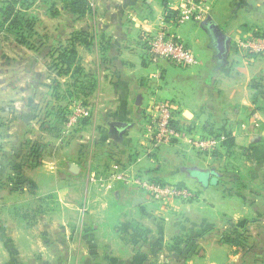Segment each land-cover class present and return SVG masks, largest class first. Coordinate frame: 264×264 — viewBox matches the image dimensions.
Returning <instances> with one entry per match:
<instances>
[{
    "label": "crops",
    "instance_id": "0c3cea01",
    "mask_svg": "<svg viewBox=\"0 0 264 264\" xmlns=\"http://www.w3.org/2000/svg\"><path fill=\"white\" fill-rule=\"evenodd\" d=\"M85 1L90 11L74 14V82L87 87L74 101L85 102L91 114L74 131V157L63 152V135L52 134L43 125L48 120L54 125L55 120L45 119L35 108L34 95L22 107L16 100L6 108L9 117L0 116V264H232L220 242L207 247L204 242L210 241L202 239L201 251L160 254L172 238L113 234L122 216L155 205L135 180L157 179L148 167L161 163L164 150L180 151L174 148L177 141L153 152L148 149V122L162 100L175 104L178 125L194 136L207 138L204 135L222 128L231 131L229 151L217 149L236 162L231 193L220 181L204 185L197 178L199 171L215 178L216 171L188 168L189 174L202 186L195 192L197 198L214 197L220 212L245 219L253 231L248 254L260 260L264 256L258 246L260 239L264 242V108L254 102L255 90L248 87L250 71L243 77L239 96L232 70L245 66L254 72L261 57L238 41L258 39L264 24L255 21L252 11L237 12L240 2L214 0L208 18L226 35L221 55L219 40L204 22L187 21L171 28L165 6L175 11L173 0ZM163 23L197 55V65L150 58L142 35ZM11 45L16 52L19 46L25 48L17 41ZM117 122L125 126L119 129ZM34 141L40 152L32 164L29 148ZM199 152L201 162L211 151ZM72 163L78 165V172H71ZM214 164L220 169L221 163ZM241 167L246 168V177ZM64 174L74 179V201L64 200L72 191L63 187ZM136 198L142 203L134 205ZM227 198L234 205L224 207ZM118 206L121 218L106 221L103 214Z\"/></svg>",
    "mask_w": 264,
    "mask_h": 264
},
{
    "label": "rangeland",
    "instance_id": "374dc122",
    "mask_svg": "<svg viewBox=\"0 0 264 264\" xmlns=\"http://www.w3.org/2000/svg\"><path fill=\"white\" fill-rule=\"evenodd\" d=\"M225 1H231L233 5L236 2H240V9H237V12L242 15L246 11L249 14L252 11L255 21H261V24H264V0ZM3 2L5 0H0V7ZM27 3L29 4L28 7H22L26 18L28 17L31 21V25L28 27V30L31 31L30 36L26 37V40L29 39L30 45L34 48L30 49L25 44V48L19 46V50L16 52L11 45L14 41H17L14 34L6 30L7 26L0 27V110L3 109L2 112L0 111V116L4 119L5 117H9L10 113V110L5 111L6 108H12L16 100L21 101L19 102V106L22 107L26 99L33 95L36 100L34 106L36 109L42 111V115H44L50 106L59 105L67 107L69 105L72 108L71 111L74 108V69L70 70V73H66L61 72V64L56 66L60 62L59 56L63 49L72 48L73 44L69 41V38L70 34H74V26L77 25L74 24L77 23L74 22V14L68 11L66 2L63 0H28ZM178 25L182 24H177L176 26ZM176 26L171 24V28ZM39 46L40 50L36 49ZM257 56L261 58L257 59L254 72L245 66L232 70L234 78L238 81L239 96L240 89H242V81L246 78L248 70L251 76V79L248 81V87L256 85L257 81L260 80L261 85L258 88L257 94L258 92L260 93L257 96L264 97V54H256ZM182 73V71L178 73L180 82L183 77ZM1 79L4 81H1ZM29 79L31 82L33 81L30 85H28ZM187 81L189 80L187 79ZM70 92L73 93L72 97ZM252 96L254 97L255 95L252 93ZM261 102L264 105V101L261 100ZM66 125L67 122L63 126L61 144L63 152H68L66 156L70 158L71 156L74 157V126L68 130ZM188 134L193 136L190 132ZM50 138L48 136L49 141ZM175 143L176 146L174 148L180 151L176 152L170 148L167 151L164 150L161 163H154L148 167V171H155L150 173L151 176H156L157 179L164 183L177 185L196 192L197 188L199 189L202 186L197 179L189 174V169H208L218 173L215 178L218 177L217 181H220L219 184H222L227 193H231L230 187L232 186L231 183H233L231 178L233 176L234 163H236L233 162L231 155L224 154L225 156H222L207 152L205 155L206 159L198 162L197 158L200 159L199 154H201L199 150L189 146L187 141H177ZM183 145L188 148L190 147L191 150L186 152L183 150L185 149ZM49 152L51 151L49 150ZM147 153L150 154L148 150ZM215 162L216 164L221 163L219 164L220 169L213 166ZM154 168L155 170H153ZM143 169L145 171L147 167ZM240 169L241 174L245 176L247 173L246 168L241 167ZM65 171L66 168L63 169L64 173ZM64 175L66 176H64L62 182L63 187H68L72 190L71 193H68V196H64V200L74 201V179L67 174ZM243 182L245 184V181ZM209 184H212L211 179ZM227 199L229 201L223 204L224 207H230L231 204L234 205L233 201H230V198ZM214 200V197L211 196L199 199L195 193V197L188 201H150V204L155 203V205L150 206L146 212H131L127 216H122L123 214L120 213L119 206L117 209L113 207L110 212L103 214V217L106 221H112L114 218L119 216L121 218L122 216V219H120L121 223L130 220L138 221L143 228L149 231L147 237L164 239L166 237L174 238L180 236L184 240L190 239L188 245H182L177 249H172L173 243L170 242V244L159 249L158 252L160 254H187L192 249L193 252L201 251V244L199 242L202 243V239H207V241H210L204 242L207 247L212 243H222L228 250L227 258L232 264H264V256L260 260H253V256H249L248 254L253 246V241L250 239V233L253 231L248 226L246 229L243 228L242 225L245 219L220 212L215 206ZM232 223L238 225V232L242 233L244 238L246 235H249L247 242L243 240L245 241L243 243L244 246L240 245L237 247L223 242L222 238L233 230ZM112 231L115 236L124 235L120 229ZM259 231L262 232L263 230ZM258 246L260 248L259 253L263 255V239H260ZM229 255L232 257L229 258Z\"/></svg>",
    "mask_w": 264,
    "mask_h": 264
},
{
    "label": "built area",
    "instance_id": "2783aa9c",
    "mask_svg": "<svg viewBox=\"0 0 264 264\" xmlns=\"http://www.w3.org/2000/svg\"><path fill=\"white\" fill-rule=\"evenodd\" d=\"M212 0H173L171 8L177 11V24L187 21L204 22L211 13ZM142 40L150 58L157 62L168 60L173 63L194 66L199 63L197 55L184 42L171 33L165 23L154 32H146ZM239 45L247 51L264 54V40L248 38L238 41ZM90 108L83 103L74 101V108L68 116L66 128L69 130L89 117ZM176 120V106L169 100H162L155 106V113L151 115L147 126L146 137L149 151L171 144L174 141H187L189 146L199 151H212L220 146L224 137L201 138L191 136L184 130H178L173 121ZM120 179L124 178L119 176ZM95 181V177L93 179ZM138 188L150 197L151 201L181 200L188 201L195 197V192L173 184H160L151 180L136 179Z\"/></svg>",
    "mask_w": 264,
    "mask_h": 264
},
{
    "label": "trees",
    "instance_id": "16d2710c",
    "mask_svg": "<svg viewBox=\"0 0 264 264\" xmlns=\"http://www.w3.org/2000/svg\"><path fill=\"white\" fill-rule=\"evenodd\" d=\"M63 1L66 2V8L72 14L83 15L86 12L90 11V6L85 0H63ZM27 2L28 0L27 1L26 0H5V2H3L2 6L0 7V17H1L0 27L7 26L6 30L9 33L14 34V37L16 38L18 43L24 44V45L27 44L28 47L31 49L33 46L30 45V40L29 39L26 40V37L30 36L29 34L31 31L28 30V27H30L31 21L30 19H28V17L26 18V14L22 10V7H28L29 4ZM165 8H166L165 9L166 10L165 11L166 22L171 23L172 25L176 26L179 13L177 11L170 10L168 6H165ZM77 35H80V34L77 33ZM256 38L264 40V31H261L259 34H257ZM69 41H71V43L73 44L72 48H64L59 56L60 62L59 64H56V66L61 64V67H62L60 69L61 72H66V73H70V70L74 69V34H70ZM36 49L40 50V46L36 47ZM252 53L253 52H250V54ZM256 54L258 55V54H263V53H253L254 56H256ZM260 85H261L260 80L257 81L256 85H252V88L255 90L253 93L255 95L253 97V100L258 105V107L264 108V105L261 102V100L264 101V97H259L260 95L257 96L260 93L258 92L257 94V91ZM86 87H87L86 85L81 84L80 82L76 80L74 82V97L78 96V94L84 93L86 90ZM78 92H82V93H78ZM72 94L73 93L70 92L71 97H72ZM83 104L86 105L85 102H83ZM71 109L72 108H70L69 105L67 107L65 106L62 107L59 105L49 107V109L45 111L44 115L42 114L41 115L45 116V119L55 120V124L54 125L51 124V122L48 120V121H45L43 125L46 124L47 129L50 130L52 134H55L57 136L58 135L62 136L63 126L68 121V116L70 114ZM40 119L43 120V118H40ZM81 121L83 120H80V122ZM80 122H78V124ZM173 125L178 130H183V128H181L178 125L177 120L173 121ZM76 127L74 128V131L76 130ZM204 136L217 137V138H220L222 136L224 137V139L220 143V146L214 149L213 151H211L212 153L217 154V155H221L219 150L217 149L222 147V148H225L226 150L228 149L229 151V149L233 145V135L231 131H228L224 128L220 130L210 131L209 134L204 135ZM26 144L28 145V143ZM29 150L33 157L32 164H35V161H36L35 158L37 159L39 158V152H40L39 143L37 141H34V143H31ZM151 181L155 183H160V184H167V183L162 182L159 179H152ZM140 224L141 223H139L138 221L130 220V221L121 223V225L119 226V229L122 231V233H124V235L132 236V237L139 238V239H146L148 238L147 236L149 235V231L143 228ZM242 226L244 229H246L247 223L244 222ZM232 227H233L232 232H230L229 234L225 235V237L222 238L223 242L233 245V246H237V247H239L240 245L244 246L243 243L245 241L247 242V238H249V235H246L244 238V235L238 232L239 230L238 225L232 223ZM171 242L173 243L172 249H177L182 245H188L190 243V239L187 238L184 240L183 237L176 236L171 239Z\"/></svg>",
    "mask_w": 264,
    "mask_h": 264
},
{
    "label": "water",
    "instance_id": "95a60500",
    "mask_svg": "<svg viewBox=\"0 0 264 264\" xmlns=\"http://www.w3.org/2000/svg\"><path fill=\"white\" fill-rule=\"evenodd\" d=\"M204 24L206 26H209V28L211 29L212 33L214 34V36L219 40V49H220V53L221 55L224 53L225 51V45H226V35L224 34V32L215 24H213L211 18H207L205 21H204ZM188 114L190 115L191 113L188 112ZM115 126H117L119 129L123 128L125 126L124 123L122 122H117L115 123ZM78 165L72 163L71 166H70V170L71 172H78ZM197 178L199 179V181L201 183H203L204 185H208L210 183V179H211V182L213 184H216L218 181L216 178L210 176V174L208 172H201L199 171V173L197 174ZM142 203V199L140 198H136L134 200V205H138V204H141Z\"/></svg>",
    "mask_w": 264,
    "mask_h": 264
}]
</instances>
